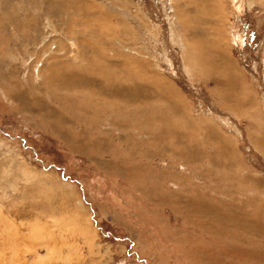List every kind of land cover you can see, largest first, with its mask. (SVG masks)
I'll return each mask as SVG.
<instances>
[{"label":"rangeland","instance_id":"374dc122","mask_svg":"<svg viewBox=\"0 0 264 264\" xmlns=\"http://www.w3.org/2000/svg\"><path fill=\"white\" fill-rule=\"evenodd\" d=\"M0 264H264V0H0Z\"/></svg>","mask_w":264,"mask_h":264},{"label":"bare ground","instance_id":"6f19581e","mask_svg":"<svg viewBox=\"0 0 264 264\" xmlns=\"http://www.w3.org/2000/svg\"><path fill=\"white\" fill-rule=\"evenodd\" d=\"M75 73V72H74ZM68 76V75H67ZM78 76V75H77ZM64 77V76H63ZM75 78V77H74ZM71 80V79H70ZM77 80H78V78H77ZM67 81V80H66ZM94 81V80H93ZM52 82V81H51ZM77 82V81H76ZM89 82V81H88ZM95 82V81H94ZM93 82V83H94ZM85 83V82H84ZM92 83V82H91ZM85 84H87V83H85ZM90 84V83H89ZM96 84H97V82H96ZM94 85V84H93ZM101 85V84H100ZM120 89V88H119ZM112 90H113V88H112ZM121 91V90H120ZM122 92V91H121ZM133 92V91H132ZM118 93V92H117ZM114 94V93H113ZM21 100V99H20Z\"/></svg>","mask_w":264,"mask_h":264}]
</instances>
